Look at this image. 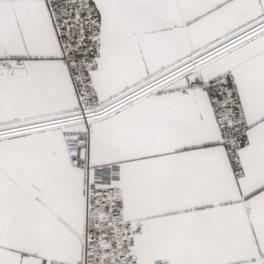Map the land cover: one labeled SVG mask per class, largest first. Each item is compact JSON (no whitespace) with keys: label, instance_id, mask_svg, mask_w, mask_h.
<instances>
[{"label":"snow or ice","instance_id":"snow-or-ice-1","mask_svg":"<svg viewBox=\"0 0 264 264\" xmlns=\"http://www.w3.org/2000/svg\"><path fill=\"white\" fill-rule=\"evenodd\" d=\"M0 264H264V0H0Z\"/></svg>","mask_w":264,"mask_h":264}]
</instances>
